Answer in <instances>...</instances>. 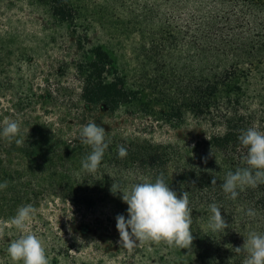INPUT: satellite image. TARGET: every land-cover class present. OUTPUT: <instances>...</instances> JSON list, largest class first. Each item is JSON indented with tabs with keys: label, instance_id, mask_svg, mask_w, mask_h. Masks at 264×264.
Returning a JSON list of instances; mask_svg holds the SVG:
<instances>
[{
	"label": "trees",
	"instance_id": "16d2710c",
	"mask_svg": "<svg viewBox=\"0 0 264 264\" xmlns=\"http://www.w3.org/2000/svg\"><path fill=\"white\" fill-rule=\"evenodd\" d=\"M129 1L130 19L112 15L113 31L100 14L113 3L124 10L125 0L92 10L83 0H28L43 8L44 36L32 45L25 32L26 45L0 56V129L15 120L21 139L0 136V181H7L0 223L23 205H46L88 233L104 210L115 221L127 216L114 182L127 192L162 174L178 195L188 192L193 242L190 249L144 246L163 243L176 264H243L246 253L234 249L249 233H264V184L238 189L235 200L221 185L246 166L242 131H264V0ZM124 27L141 37L139 70L119 45ZM42 42L53 44L51 52ZM91 121L108 142L94 173L81 165L91 148L80 142V124ZM155 133L175 136L155 141ZM211 203L229 224L225 232L209 227Z\"/></svg>",
	"mask_w": 264,
	"mask_h": 264
},
{
	"label": "clouds",
	"instance_id": "9594fccd",
	"mask_svg": "<svg viewBox=\"0 0 264 264\" xmlns=\"http://www.w3.org/2000/svg\"><path fill=\"white\" fill-rule=\"evenodd\" d=\"M3 125L0 136L21 143L18 138L20 124L6 119ZM80 129V142L91 148L81 165L88 173H94L108 148L106 132L95 121L80 124ZM238 139L247 150L244 158L246 166L229 171L221 185L223 192L233 200L239 195L238 189L264 184V131L249 127L242 131ZM117 152L121 158L127 155L124 146H119ZM215 183L213 179L212 184ZM5 188L7 181H0V191ZM111 192L119 193L122 202L127 205V216L121 214L115 218L121 243L131 247L143 241H166L180 249H190L193 242L192 209L189 207L187 191L178 195L161 174L154 181L145 180L133 184L127 192L114 182ZM209 210L210 229L216 233L225 232L229 224L222 217L220 207L211 203ZM36 213L35 207L26 204L19 207L15 215L5 222L21 233L17 239L8 242L6 249L13 264H49L41 238L29 230ZM247 215L255 216L256 212L248 209ZM234 252L246 253L243 264H264V233H249L243 247H236Z\"/></svg>",
	"mask_w": 264,
	"mask_h": 264
},
{
	"label": "rangeland",
	"instance_id": "374dc122",
	"mask_svg": "<svg viewBox=\"0 0 264 264\" xmlns=\"http://www.w3.org/2000/svg\"><path fill=\"white\" fill-rule=\"evenodd\" d=\"M83 2L90 6L89 10H92L99 8L102 0H83ZM125 2L124 10L119 11L118 5L113 3L111 8L107 6L106 11L100 12L104 18H110L113 28L108 26L107 29L113 31L116 29L112 15L118 16V19L124 22L130 19L128 9L130 1L125 0ZM44 17L43 8L29 4L28 0H0V56L5 54L7 48L26 45L28 39L25 38V32L33 35L32 45L37 43L36 40H41L40 38L44 36ZM123 29L125 30L118 41L119 45L123 48L131 67L136 69L140 65L139 70L145 61L144 51L141 50V37L134 27ZM98 36L101 37L102 33ZM57 43L61 45L62 41L58 40ZM41 45L49 52L54 48L53 44L49 43L44 45L42 42ZM137 71H135L136 76L140 73ZM178 134L181 132L176 133ZM174 136L175 133H155L153 139L165 141ZM107 212L109 211H103L104 216H100V223L87 233L79 222L72 218L68 219V216L55 217L52 207L43 205L29 225V230L41 238L49 264H176L175 254L165 248L163 243H157L152 249H149L148 245L144 246L143 242L131 247L121 243L116 221L108 218ZM20 234L11 224L0 223V264H13L6 249L8 242L17 239Z\"/></svg>",
	"mask_w": 264,
	"mask_h": 264
}]
</instances>
